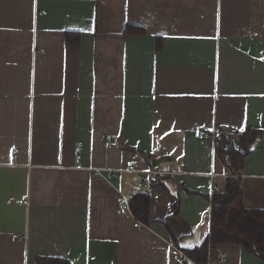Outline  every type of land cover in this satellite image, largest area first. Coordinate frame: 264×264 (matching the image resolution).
Masks as SVG:
<instances>
[{
    "label": "crops",
    "instance_id": "obj_1",
    "mask_svg": "<svg viewBox=\"0 0 264 264\" xmlns=\"http://www.w3.org/2000/svg\"><path fill=\"white\" fill-rule=\"evenodd\" d=\"M203 127L264 129V0H0V264H178L226 177ZM239 176L264 211V138ZM138 192L149 225L121 208Z\"/></svg>",
    "mask_w": 264,
    "mask_h": 264
},
{
    "label": "trees",
    "instance_id": "obj_2",
    "mask_svg": "<svg viewBox=\"0 0 264 264\" xmlns=\"http://www.w3.org/2000/svg\"><path fill=\"white\" fill-rule=\"evenodd\" d=\"M124 34L144 35L139 27L126 25ZM79 43V34L69 32L65 35V46L75 48ZM160 43L157 42V48ZM264 138V129H248L240 134L229 135L217 132L214 137L215 152L224 167L226 174L221 191L212 193L213 209L210 214L208 236L197 247L182 251L178 264H211L215 263L218 246L223 244L240 246L246 252L264 261V211L246 209L242 204L239 175L244 157L251 150L256 139ZM236 141V143H235ZM156 187L160 181L150 183ZM129 210L141 224L149 225L150 202L145 193H135L129 198ZM178 201L173 205L174 215L178 212ZM172 242L174 239L172 238ZM208 254H210L208 256ZM35 264H68L64 259L38 258Z\"/></svg>",
    "mask_w": 264,
    "mask_h": 264
},
{
    "label": "built area",
    "instance_id": "obj_3",
    "mask_svg": "<svg viewBox=\"0 0 264 264\" xmlns=\"http://www.w3.org/2000/svg\"><path fill=\"white\" fill-rule=\"evenodd\" d=\"M217 132H221V133H225V134H229V135H236L238 134V132L235 130V129H231V128H228V127H220V128H216V127H203L201 129H199L197 132H196V137L198 139H202V138H205V137H209L211 139L214 140V137L216 135ZM17 160V150L16 149H13L12 150V163L13 162H16ZM130 168H132L133 164L132 163H129L128 165ZM102 171L103 170H95V174L98 176V177H102ZM135 171V170H133ZM110 172V171H109ZM138 172V171H136ZM111 174V173H109ZM213 176V175H211ZM214 177V176H213ZM236 178H241L239 175L235 176ZM151 178H148L146 179V182L147 183H151ZM213 187V186H212ZM240 189H241V184H240ZM120 204H121V208L122 209H128V201L127 199H125L124 197L121 198V201H120ZM217 209V206L216 207H211V209ZM14 238H20V236H14ZM178 252V255L179 257H183V254L182 252L180 251H177ZM210 254H208L209 256ZM226 255L224 253H217V257H216V263L217 264H220L224 261Z\"/></svg>",
    "mask_w": 264,
    "mask_h": 264
}]
</instances>
